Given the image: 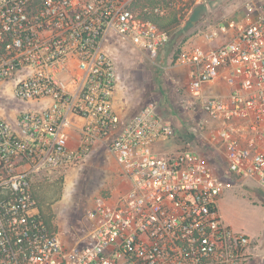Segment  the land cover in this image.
I'll return each instance as SVG.
<instances>
[{
	"label": "built area",
	"instance_id": "2783aa9c",
	"mask_svg": "<svg viewBox=\"0 0 264 264\" xmlns=\"http://www.w3.org/2000/svg\"><path fill=\"white\" fill-rule=\"evenodd\" d=\"M246 10L235 32L219 23L202 33L217 47L179 55L207 117L184 134L156 103L118 110L107 47L116 38L156 59L170 33L149 17L165 5L0 0V264H264V247L223 217L212 160L264 188V0ZM102 142L129 186L99 195L83 235L66 239L41 214L33 178L72 169Z\"/></svg>",
	"mask_w": 264,
	"mask_h": 264
},
{
	"label": "rangeland",
	"instance_id": "374dc122",
	"mask_svg": "<svg viewBox=\"0 0 264 264\" xmlns=\"http://www.w3.org/2000/svg\"><path fill=\"white\" fill-rule=\"evenodd\" d=\"M144 1L151 6L165 5V16L174 17L176 22L170 27L168 44L156 59H149L141 50L116 38L107 45L120 74L117 100L120 106L117 108L121 113L131 114L150 102L156 103L159 112L180 124L185 134L187 127L207 117L189 91V75L186 67L179 64L178 57L182 49L191 45H206L202 33L219 23H229V34L235 32L236 25L248 18L246 4L249 0ZM211 44L218 46L216 41ZM78 136L75 132L74 138ZM174 145H177L176 140L168 143L170 147ZM212 160L225 185L220 202L223 217L264 247V188L253 183L240 185L223 170L221 159ZM128 186L106 142L100 143L72 169L42 171L32 183L41 214L53 229L69 240L83 235V224L88 223L86 211L99 195L116 196Z\"/></svg>",
	"mask_w": 264,
	"mask_h": 264
},
{
	"label": "trees",
	"instance_id": "16d2710c",
	"mask_svg": "<svg viewBox=\"0 0 264 264\" xmlns=\"http://www.w3.org/2000/svg\"><path fill=\"white\" fill-rule=\"evenodd\" d=\"M160 1H169V0H157L155 3H159ZM154 2V1H152ZM149 18H151L154 22H156L161 28H164V29H167L170 33V27H172L173 24H175L176 22V19L174 17H170V16H163V17H160V16H157V15H151ZM228 175V171L227 170H224ZM230 178H232L230 175H229ZM233 179V178H232ZM35 198H36V195L34 194ZM46 220V219H45ZM46 223L47 225L53 229L48 221L46 220Z\"/></svg>",
	"mask_w": 264,
	"mask_h": 264
},
{
	"label": "crops",
	"instance_id": "0c3cea01",
	"mask_svg": "<svg viewBox=\"0 0 264 264\" xmlns=\"http://www.w3.org/2000/svg\"><path fill=\"white\" fill-rule=\"evenodd\" d=\"M219 43L217 42V45H218ZM207 46H212V44H207ZM218 87H219V89L221 90V91H224V85H223V81H220L219 83H218V85H217ZM116 105L119 107L120 105H119V102H117L116 101ZM123 113V112H122ZM125 114H127V113H125ZM178 126H179V128L181 129V127H180V124H178ZM223 197V196H222ZM221 200H222V198H221ZM221 200H220V202H221ZM228 222V221H227ZM230 223V222H229ZM231 224V223H230ZM232 225V224H231ZM233 226V225H232ZM236 229V228H235ZM239 230V229H238Z\"/></svg>",
	"mask_w": 264,
	"mask_h": 264
}]
</instances>
